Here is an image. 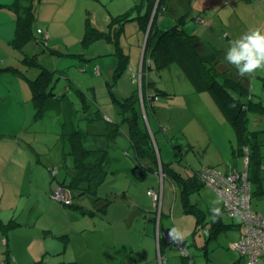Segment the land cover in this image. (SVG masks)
Returning a JSON list of instances; mask_svg holds the SVG:
<instances>
[{
  "label": "rangeland",
  "instance_id": "374dc122",
  "mask_svg": "<svg viewBox=\"0 0 264 264\" xmlns=\"http://www.w3.org/2000/svg\"><path fill=\"white\" fill-rule=\"evenodd\" d=\"M167 1L168 11H164V16L158 22L159 29L163 31L171 28L180 17L170 22L171 18L166 15L173 17V14L169 10L170 1ZM207 1L187 0L184 7L187 14L184 22H181L187 33L220 48L221 42L215 34L217 30L221 35H242L253 22V28L261 27L264 31V13L258 10L253 16L252 8L241 21H236L235 14L230 19V25L223 27L214 23L212 26V20L206 21L209 18V8L206 14ZM0 2L10 4L13 0ZM140 5V0L36 2L35 36L39 39L42 35L38 31L43 32L46 38L44 49L57 50L62 54L38 55L39 64L49 70L63 71L64 74H57L60 75L59 84H65L64 78H67V83H72V91L80 89L85 93L92 110L98 109L104 120L121 124V135L108 148L110 163L107 177L98 188L97 196L103 198L109 194H124V197L122 201L110 203L101 217L81 215L78 209L62 206L58 199L59 187L67 183L65 170L60 166L61 149L57 141L61 118L48 113L41 119H35L31 103L27 102L31 99V89L26 78H36L41 70L32 67L28 73L24 72L22 54L9 44L14 35L16 16L13 21L3 16L0 21V65L13 64L21 73H15L14 78L1 76L0 264H47L42 260L43 253L46 248L57 247L59 241L62 242L55 235H59V231L65 226L68 228V225L71 227V231L67 232L71 236L70 250L59 256H46L52 264H61L65 255V261L80 259V255L75 258L71 252L79 247L85 250V243L89 246L85 259L92 255L88 264H158L155 262L158 232L162 237L164 232H173V229L183 236L178 243H181L194 264L245 263L232 247L242 233L240 222L222 214V222L234 227L219 232L206 243L204 229H210V218L205 216L202 225L198 224L196 229L197 219L194 214L185 212L183 191L177 178L186 179L201 170L221 175L231 169L243 171L245 158L239 155L237 136L210 94L206 91L196 92L176 64L158 69L154 62L146 58L142 64L146 43L144 31L138 21L121 23L118 19L126 13L136 16L141 10ZM1 12L14 14L7 7ZM211 12L212 16L214 12ZM197 16L202 19L201 22L196 20ZM242 16L243 13L239 18ZM238 22L244 28L239 25L234 28ZM210 26L212 28L208 31ZM4 37L6 40H1ZM221 41L224 43L225 40ZM226 50L227 47L222 52L223 57ZM40 51V47L29 46L25 49L27 55ZM230 74L233 78L240 77L236 69ZM240 79L253 101H261L264 107V71L258 70ZM142 82L150 85L156 95L146 115ZM110 90L118 98H126L134 91L140 93V108L158 160L169 167V173L162 181L156 173L141 174L134 159V150L126 138L127 125L119 115L118 105L113 101ZM21 93L26 95L25 100ZM74 98L68 97V101ZM73 107L76 108V105L73 104ZM247 119L248 131L256 134L260 154L264 157V111L247 112ZM103 123L99 121L86 125L80 122L79 128L82 132L93 133L101 130ZM83 143L89 149L101 145L98 139L90 136ZM260 175L264 179V171ZM158 188L162 194L160 228L157 223L159 207L155 212L154 203L147 195L148 189ZM252 189L255 192L251 194L250 209L264 218V180L262 190L255 184ZM187 200L201 212L211 209L214 206L212 202L216 200H219L216 206L222 208L221 199L208 185L189 193ZM40 203L46 213L37 218L36 226H30L27 213ZM74 204L84 209L93 208L86 197L76 199ZM63 208L71 214L62 211ZM80 225V229L85 230L76 232ZM48 229H52L53 233L44 232ZM204 246L206 252L202 250ZM163 250L166 264H188L174 243H168Z\"/></svg>",
  "mask_w": 264,
  "mask_h": 264
},
{
  "label": "trees",
  "instance_id": "16d2710c",
  "mask_svg": "<svg viewBox=\"0 0 264 264\" xmlns=\"http://www.w3.org/2000/svg\"><path fill=\"white\" fill-rule=\"evenodd\" d=\"M37 1L14 0L11 5L7 6L16 16V27L9 44L13 50L22 54L21 63L25 68L24 72L28 73L29 68L32 67L41 70L36 78H26L31 89L30 103L34 110L35 119H41L48 113H54L58 118H61L57 141L61 149L60 166L65 170L67 180V183L59 187L63 196V200H60L62 206L78 209L81 215L101 217L106 213V208L110 203L122 201L121 199L124 197V194H109L103 198L97 196L98 188L107 177V168L110 163L108 148L121 135V124L104 120L98 109L92 110V105L85 99V93L80 89L75 90L76 92L72 91V83H67V78H64L65 84H59L57 81L60 75L57 76V74H64L63 71L59 69L49 70L39 64L38 55L46 53L50 56H60L62 54L57 50L44 49L46 48V38L43 32L38 31L42 35L41 38L38 39L35 36ZM22 2L26 5L23 6ZM167 2V0H140L141 10L138 14L136 16L133 13L120 15L118 17L119 22L138 21L140 28L144 31L146 43L142 64H144L145 58L154 62L158 69L176 64L196 92L206 91L210 94L237 136L239 155L244 158L248 157L247 176L250 194L255 192L252 189L253 184L262 190L264 179L261 178L260 174L264 171V157L260 154L256 134L249 132L247 128V112H263L264 107L261 105V101H253L252 95L247 87L242 84L240 77L233 78L231 76L230 71L232 70L219 48L210 45L194 34L186 32V28L181 23L184 22V16L187 14L185 9L179 14L180 17L175 13H172L173 17L166 15L171 18H168L170 22H173L172 19L174 20L176 17L179 19L171 28L164 31L159 29V19L164 16V11H168ZM169 10L172 12L171 7ZM200 13L202 14V12ZM196 20L201 22L202 19L197 16ZM29 46L40 47L41 51L27 55L25 49ZM15 67L13 64L6 63L0 69L21 75L19 69ZM141 85L145 88L144 114L146 115L147 108L152 107L151 102L156 95L150 85H144L143 82ZM109 93L113 101L117 103L119 115L127 125L126 138L134 150V159L141 169V174L153 172L162 181L166 177L165 174L169 173V167L168 164L158 160L151 135L143 119V111L140 108V93L134 91L126 98H118L112 90ZM72 95L75 98L68 101V97L73 98ZM91 99L93 100V97ZM73 104L76 105V108L73 107ZM99 121H104L103 128L96 132H82L79 128L80 122L91 125ZM88 136L98 139L101 145L94 149L85 147L83 141ZM204 171L195 172L186 179L177 177L183 191L182 202L185 212L195 215L197 219L196 229H198V224L202 225L205 216L211 217L210 209L201 212L195 204L191 205L187 200L189 193L198 190L201 186H207L203 179ZM150 190L160 194L159 188L158 190L148 189L147 192ZM260 193L263 192L260 191ZM83 197L91 201L93 208L84 209L82 206L74 204L76 199ZM160 202L161 196L159 203L154 204L155 212L159 207L157 219L159 228L161 220ZM221 211L228 217L223 205ZM221 218L222 215L215 221L210 218V229L206 231L204 229L207 237L206 243L219 232L234 227V225L224 224ZM157 242L159 251L164 252V246L168 243L163 234L161 237L158 233ZM202 250L206 252V246ZM184 260L186 263L187 259L184 258Z\"/></svg>",
  "mask_w": 264,
  "mask_h": 264
},
{
  "label": "built area",
  "instance_id": "2783aa9c",
  "mask_svg": "<svg viewBox=\"0 0 264 264\" xmlns=\"http://www.w3.org/2000/svg\"><path fill=\"white\" fill-rule=\"evenodd\" d=\"M245 170L241 172L232 171L221 175L213 171H204L203 179L206 185L211 187L219 196L228 217L240 221L242 233L238 241L232 247L244 258V264H264V218L250 209V188L247 176L248 158L244 159ZM154 204L159 203L160 194L148 191ZM58 199L63 200V196L58 191ZM68 204V202H65ZM167 243H174L182 257L187 259L188 264L194 262L188 258V253L183 248L173 232L163 234ZM158 262L164 264L165 260L161 255Z\"/></svg>",
  "mask_w": 264,
  "mask_h": 264
},
{
  "label": "crops",
  "instance_id": "0c3cea01",
  "mask_svg": "<svg viewBox=\"0 0 264 264\" xmlns=\"http://www.w3.org/2000/svg\"><path fill=\"white\" fill-rule=\"evenodd\" d=\"M186 2H187V0H170V7L172 8L171 13H175L176 15L181 14L182 11L185 9L184 7L187 4ZM12 3H10V4H12ZM214 3H216V6H213ZM10 4H8V3L2 4L0 2V21H2L3 16L7 17V18H9V20L13 21V17H15V14H13V13H12V15L2 14V12H1V11L6 10V7L9 6ZM22 5L23 6L26 5V3L22 2ZM207 8H209V11ZM251 8H252L253 16L255 15V13L258 10L261 11V13H264V0H208L207 5H206V14L208 11L209 18H207L206 21L212 20L211 21L212 26L214 23H216V24H220L221 26L224 27V25L225 26L230 25V19L235 17V14L238 16V17L237 16L235 17L236 21H241V19L244 18L245 14H247L251 10ZM8 10H10V9L8 8ZM211 10L214 12L212 16H211V14H212ZM241 13H243V16L241 18H239ZM15 19L16 18H14V20ZM206 21H205V23H207ZM15 23H16V20H15ZM1 24L2 23H0V25ZM238 25H239V27H242L241 22H238L237 25H235V26L233 25V26H234V28L235 27L237 28ZM212 26L208 27V31L212 28ZM242 28H244V27H242ZM251 28H253V22H252ZM260 29H261V27H260ZM215 34L217 35V39L221 42L220 43L221 49L220 48L219 49L222 50V52H225L223 50H225V47H227V48L229 47L230 42L232 40L238 38L241 35L238 33H231V34L223 33V35H221L220 30H217ZM205 39H206V37H205ZM221 39L225 40L224 43H222ZM1 40H6V39L4 37V39H1ZM7 40H8V38H7ZM205 42L209 43L210 45H213V43L210 41L205 40ZM228 65L231 68V70H235L232 67V65H230V64H228ZM2 66L3 65H0V67H2ZM13 75H15V73L10 72V71H3L0 69V92H1L2 85H3V80L1 78V76H6L8 78H14ZM21 97L23 100H25V98H27L26 95H24V93H21ZM27 102H30V100H28ZM232 171H235V169L230 170V172H232ZM161 195L162 194L160 193V196ZM62 211H65L67 214H71V212H67L65 209ZM44 213H46V209L43 207V205L41 203L39 206H33L30 209V211L27 213L28 214L27 220H28V216H29V221H27L28 224L30 226H36L37 218L39 216L43 215ZM75 214L77 217H80L76 212H75ZM73 215H74V212H73ZM68 228H70V229H68ZM68 228H67V226H65L63 229H61L59 231V233H58L59 235H55V236L59 237L62 242H60L58 240L60 244L57 247L46 248V251L43 253L42 260L45 261L47 264H52V263L46 259V256H49V255L51 257L57 256V255L59 256L63 253L64 254L67 253V250H70L69 245L71 243V236L67 232L71 231V227L68 225ZM80 228H81V225L79 226V229H77L76 232H80L82 230H85V229H80ZM50 231L53 233L52 229L45 230L44 232H48L50 234ZM164 233H166V232H164ZM5 245L9 248V245H7V243H5ZM87 250H89V246L87 243H85V250L81 249L80 247L75 248L74 250H72L71 253H73V255L71 254V256H75V258H77L78 257L77 255H80V257H79L80 259L65 261V259L67 257L65 255L61 261L62 262L61 264H88L91 261L92 255L85 259V253ZM7 253H9V249L7 250ZM159 255H161L162 258H164V260H165L164 264H166L167 260L164 256V252L161 253L159 251L158 242H157V256L155 258V262L157 261L158 264H160L158 262V256ZM77 260H79V261H77ZM37 263L43 264L41 262H37ZM30 264H35V263H30Z\"/></svg>",
  "mask_w": 264,
  "mask_h": 264
},
{
  "label": "clouds",
  "instance_id": "9594fccd",
  "mask_svg": "<svg viewBox=\"0 0 264 264\" xmlns=\"http://www.w3.org/2000/svg\"><path fill=\"white\" fill-rule=\"evenodd\" d=\"M224 59L236 69L240 77L251 76L258 70L264 71V31L260 28H251L232 40ZM212 203L214 206L210 209V218L215 221L222 215V211L216 206L219 200ZM173 234L177 238H183L176 229H173Z\"/></svg>",
  "mask_w": 264,
  "mask_h": 264
},
{
  "label": "bare ground",
  "instance_id": "6f19581e",
  "mask_svg": "<svg viewBox=\"0 0 264 264\" xmlns=\"http://www.w3.org/2000/svg\"><path fill=\"white\" fill-rule=\"evenodd\" d=\"M248 158V157H247ZM245 165V164H244ZM245 168V167H244ZM245 170V169H244ZM262 216V215H261Z\"/></svg>",
  "mask_w": 264,
  "mask_h": 264
}]
</instances>
